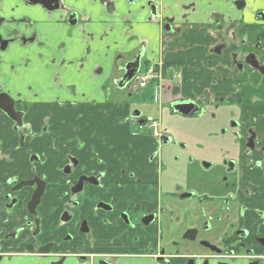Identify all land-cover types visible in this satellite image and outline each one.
<instances>
[{
    "label": "flooded vegetation",
    "instance_id": "1",
    "mask_svg": "<svg viewBox=\"0 0 264 264\" xmlns=\"http://www.w3.org/2000/svg\"><path fill=\"white\" fill-rule=\"evenodd\" d=\"M94 1L116 9L114 2ZM63 2L0 0V264H264V100L248 110L236 92L231 99L209 92L175 97L179 68L152 63L147 69H154L156 79L150 85L173 83L166 110L186 136L173 126L160 128L135 108L133 141L118 144L111 163L86 159L91 150L84 143L58 145L50 119L38 128L31 124L27 97L54 96L52 67L40 70L41 94L33 86L25 91L22 73L10 77L7 71L10 57L17 62L25 51L40 57L34 52L48 46L39 10L63 12V24H78L80 14ZM146 6L164 32L176 31L156 0ZM255 16L264 20V11ZM255 49L262 51L260 41ZM141 58L139 52L127 62L114 85L134 89ZM231 59L237 73L257 71L264 80V58L257 53L240 50ZM136 67L127 81L124 76ZM59 90L68 93L63 85ZM152 98L162 102L159 93ZM111 149L101 144L103 153Z\"/></svg>",
    "mask_w": 264,
    "mask_h": 264
},
{
    "label": "crops",
    "instance_id": "2",
    "mask_svg": "<svg viewBox=\"0 0 264 264\" xmlns=\"http://www.w3.org/2000/svg\"><path fill=\"white\" fill-rule=\"evenodd\" d=\"M148 1L125 4L123 0H107L106 3H115L116 9L110 12L106 4L98 1L64 0L68 9L80 14L76 26L60 21L66 16L63 12L46 15L38 11L47 23L41 39H48V46L34 52L40 57L32 51H25L17 62L10 57L7 71L10 77L22 73L25 91L33 86L32 90L38 89L41 94L44 83L40 82V70L45 64L52 67L55 84L48 83L54 96L27 98L32 104L31 124L38 128L44 119H50L52 129L58 132V145L68 140L73 149L78 142L84 143L91 150L86 159L91 156L111 163L118 144L127 146L133 141L129 132L134 122L130 116L136 107L130 92L140 93L149 86L121 89L114 82L125 73L124 65L139 52L146 69L152 63L179 68L182 78L175 97L195 99L209 92L212 98L231 99V93L236 92L248 110L250 105L264 100L260 73L246 69L239 74L231 67L232 54L240 50L264 58V20L255 16L264 11V0H246L245 8H237V0H156L162 17L173 21V33L164 32L161 19L152 17ZM259 41L263 52L255 49ZM223 45L222 51L215 50ZM30 77L34 80L30 81ZM239 82L242 88L237 90ZM171 84L156 82L152 85L153 96L159 93L162 102H169L174 98ZM60 85L68 88V93L60 91ZM2 136L0 132V140ZM104 141L112 147L107 154L101 150Z\"/></svg>",
    "mask_w": 264,
    "mask_h": 264
},
{
    "label": "rangeland",
    "instance_id": "3",
    "mask_svg": "<svg viewBox=\"0 0 264 264\" xmlns=\"http://www.w3.org/2000/svg\"><path fill=\"white\" fill-rule=\"evenodd\" d=\"M145 69L146 67L143 65L141 67L140 73L144 74V72L146 71ZM153 92H155V90L152 89V86H149V88L145 89L144 91H141L140 93H136L135 91L130 92V94H132V103L134 105V108L136 107L141 109L144 113L143 115L151 119L153 122H157L160 125V128H170V126H173L174 133L178 134L180 131V123L178 119L175 117H171V115L166 110L165 102H161L157 105L154 104L152 98ZM129 99H131V97ZM187 133L188 131L184 130L179 134H183L184 136H186Z\"/></svg>",
    "mask_w": 264,
    "mask_h": 264
},
{
    "label": "built area",
    "instance_id": "4",
    "mask_svg": "<svg viewBox=\"0 0 264 264\" xmlns=\"http://www.w3.org/2000/svg\"><path fill=\"white\" fill-rule=\"evenodd\" d=\"M156 79L155 71L151 67L144 74H138L135 78V82L138 88L143 89L151 84Z\"/></svg>",
    "mask_w": 264,
    "mask_h": 264
},
{
    "label": "water",
    "instance_id": "5",
    "mask_svg": "<svg viewBox=\"0 0 264 264\" xmlns=\"http://www.w3.org/2000/svg\"><path fill=\"white\" fill-rule=\"evenodd\" d=\"M57 8H58V7H57ZM257 63H258V62H257ZM248 65H249V64H248ZM251 67H253V66L251 65ZM138 69H139V67H136L131 73H129L128 75L124 76V78L128 77V80H127V81H131V80L133 79V77L136 75V73L138 72ZM7 98H8V100H9L10 109H12V108H13V104H14V102H13L12 99H10V97L7 96Z\"/></svg>",
    "mask_w": 264,
    "mask_h": 264
},
{
    "label": "snow or ice",
    "instance_id": "6",
    "mask_svg": "<svg viewBox=\"0 0 264 264\" xmlns=\"http://www.w3.org/2000/svg\"><path fill=\"white\" fill-rule=\"evenodd\" d=\"M0 15H2V13H0Z\"/></svg>",
    "mask_w": 264,
    "mask_h": 264
}]
</instances>
